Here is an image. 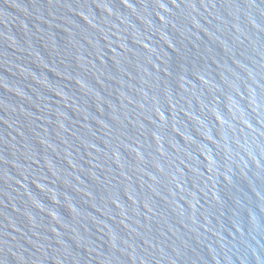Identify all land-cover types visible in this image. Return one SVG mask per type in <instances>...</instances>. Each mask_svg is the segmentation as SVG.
<instances>
[{
  "label": "water",
  "instance_id": "1",
  "mask_svg": "<svg viewBox=\"0 0 264 264\" xmlns=\"http://www.w3.org/2000/svg\"><path fill=\"white\" fill-rule=\"evenodd\" d=\"M0 264H264V0H0Z\"/></svg>",
  "mask_w": 264,
  "mask_h": 264
}]
</instances>
